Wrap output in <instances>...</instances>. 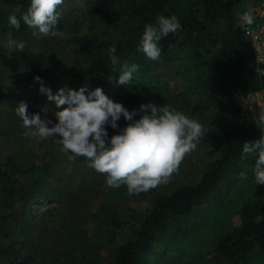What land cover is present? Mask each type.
I'll return each mask as SVG.
<instances>
[{
	"label": "trees",
	"instance_id": "obj_1",
	"mask_svg": "<svg viewBox=\"0 0 264 264\" xmlns=\"http://www.w3.org/2000/svg\"><path fill=\"white\" fill-rule=\"evenodd\" d=\"M256 1L64 0L79 3L90 24L103 28L101 34L75 36L68 42L67 85L79 89L87 85L89 90L99 87L111 98L117 92L115 84L123 66L136 64L141 72L164 66L172 76L182 78L185 92L178 94L184 105L191 93L198 92L222 99L232 108L235 95L244 97L260 87L264 89V73H257L251 43L237 23L246 5ZM30 2L0 0V39L7 42V33L11 32L14 39L23 41V52L11 49L14 57L23 62L37 53L42 42L38 43L36 30L23 22L16 30L8 17L16 7L26 11ZM158 15H175L181 29L160 41L161 55L152 61L138 48L144 25L155 23ZM112 46L117 49L116 65L108 55ZM163 87L172 96L167 83ZM14 95L9 87H0V106L10 102ZM219 108L222 109L221 105ZM231 110L235 115L241 114L239 106ZM262 132L252 120H243L206 133L199 142L210 146L203 172L174 189L154 195L152 207L136 232L117 248L113 264H146L162 235L180 228L185 219L201 212L219 186L229 183L245 168H254L256 155L241 160L243 144L260 139ZM85 160L75 159L77 164ZM47 173L48 165L23 163L15 156L0 160V263H39L33 260L31 246L27 245L28 223L19 220L27 221L31 203L43 198L40 194ZM237 213L239 224L217 237L209 249L199 252L200 264H264V192ZM107 223L117 228L122 225L117 218ZM18 225L25 241L12 240Z\"/></svg>",
	"mask_w": 264,
	"mask_h": 264
},
{
	"label": "rangeland",
	"instance_id": "obj_2",
	"mask_svg": "<svg viewBox=\"0 0 264 264\" xmlns=\"http://www.w3.org/2000/svg\"><path fill=\"white\" fill-rule=\"evenodd\" d=\"M263 2L248 3L244 11ZM80 7L79 3L67 2L59 6V34L51 37L38 33V43L40 40L42 43L26 62L14 57L7 42L0 39V87H9L15 93L10 102L0 106V160L15 156L23 163L48 165L44 190L41 188L40 194L43 198L31 203L27 221L18 219L28 223L30 233L26 236L29 242L26 244L31 246L30 253L38 264H113L117 248L136 232L152 207L154 195L200 175L210 150V146L198 144L195 151L185 156L179 171L168 183L129 195L126 186L119 189L107 186L106 174L89 168L87 160L81 164L69 160L71 153L65 154L62 146L53 139L25 136L28 130L14 111L21 101L27 103L30 116L40 113L42 119L47 118L53 123L57 122L55 113L62 110L39 93L41 85L34 82L35 76L41 77L44 86L51 88L53 94L62 87L79 90L67 85L69 41L75 36H95L103 32L102 26L90 24ZM244 11L238 15L239 24ZM166 83L172 96L164 90ZM115 86L117 92L110 99L129 111L138 110L141 104L149 102L157 106L170 105L196 119L210 129L209 132L246 120L242 114L235 115L231 110L238 107L239 95L234 96L232 108L222 99L208 98L198 92L191 93L184 105L178 94L185 92L182 78L172 76L164 66L149 72L137 71L132 83L121 86L116 82ZM44 108L46 113L42 111ZM117 123L115 130L106 126L108 137L118 134L128 122L121 117ZM263 192L264 185L255 184L253 169L245 168L229 183L219 186L201 212L185 219L180 228L162 235L146 264H200L199 252L209 249L217 237L238 225L237 211ZM113 218L120 220L121 227L107 223ZM19 231L20 225L14 228L16 236L12 240L25 241Z\"/></svg>",
	"mask_w": 264,
	"mask_h": 264
},
{
	"label": "clouds",
	"instance_id": "obj_3",
	"mask_svg": "<svg viewBox=\"0 0 264 264\" xmlns=\"http://www.w3.org/2000/svg\"><path fill=\"white\" fill-rule=\"evenodd\" d=\"M63 2L31 0L26 11L15 8L8 17L9 24L19 30L23 22L39 34L55 37L59 34L60 13L57 9ZM240 21L241 28L247 31L255 22L253 10L245 11ZM180 29L181 24L175 15H158L155 23L144 25L138 51L157 61L161 55L160 41ZM7 46L23 52L25 43L17 41L8 32ZM116 51L115 46L108 49L113 65L118 63ZM138 69L136 64L123 66L117 84L132 83L133 74ZM33 79L41 85L39 93L62 110L55 113L57 122L53 123L47 118L42 119L40 113L30 116L27 103L21 101L14 111L28 130L25 136L53 139L62 146L65 154L71 153L69 160L85 157L89 168L106 174L107 186L114 189L126 186L129 195L168 183L179 171L185 156L195 151L200 140L210 131L170 105L157 106L149 102L141 104L138 110L129 111L122 104L113 102L99 87L94 90H89L87 85L79 90L62 87L53 94L51 88L44 86L41 77ZM42 111L47 112L46 108ZM137 116L139 119H134ZM121 117L128 122L127 126L109 139L106 126L118 129L117 122ZM252 119L258 128L264 130V108L258 114L253 112ZM252 155L257 157L253 168L255 184L264 185V132L260 139L243 144L241 160Z\"/></svg>",
	"mask_w": 264,
	"mask_h": 264
},
{
	"label": "built area",
	"instance_id": "obj_4",
	"mask_svg": "<svg viewBox=\"0 0 264 264\" xmlns=\"http://www.w3.org/2000/svg\"><path fill=\"white\" fill-rule=\"evenodd\" d=\"M250 8L253 10L255 22L247 31L244 30V35L251 43L257 65L256 71L262 75L264 73V2ZM238 106L241 108L242 116L246 120L253 121V112L258 114L264 108V89L255 90L241 97Z\"/></svg>",
	"mask_w": 264,
	"mask_h": 264
}]
</instances>
